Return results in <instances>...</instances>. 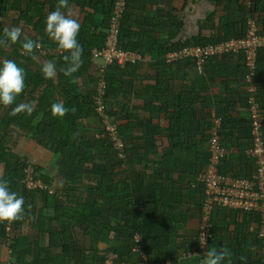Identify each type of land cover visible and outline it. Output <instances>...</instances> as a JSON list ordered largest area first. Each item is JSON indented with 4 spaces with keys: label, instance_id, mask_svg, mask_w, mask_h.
Returning a JSON list of instances; mask_svg holds the SVG:
<instances>
[{
    "label": "trees",
    "instance_id": "16d2710c",
    "mask_svg": "<svg viewBox=\"0 0 264 264\" xmlns=\"http://www.w3.org/2000/svg\"><path fill=\"white\" fill-rule=\"evenodd\" d=\"M96 1L91 4L92 0H68L71 11L76 10L79 15H82L79 20L81 29L77 39L83 47V65L74 74L77 79L73 81L72 78L65 77L60 71L62 67H66L63 55L67 53L62 54L58 50V45L50 40L45 33L46 17L51 11L56 10L58 0H0V35H3L5 28L19 27L22 29V37H24L23 32L30 29L32 33L28 38L39 41L43 45L35 53L38 58L36 61L25 55L23 51L18 52L22 50L19 43L15 44L17 47L11 43L7 45V48L0 47V65L3 60L11 59L16 61L17 65L23 68L26 73L25 90L16 98V102L11 107L0 105V176L9 182L10 190L22 196L25 202L23 219L10 226L6 222L0 223V244L5 246L8 253L7 257L0 261V264L46 263V260H42L39 255L30 258L27 257L29 252L21 251L22 254H16L22 241H19L20 238H17L15 234H20L23 220L29 211L35 212L34 206L33 210L29 209V204L33 202L29 194H40L39 201L41 194L49 193L50 187L54 185L55 177V172H53L54 175H50L45 172L43 166L28 160L20 145L21 142L12 150V145L21 136L34 142L35 147L52 153L54 155L52 164L57 171L66 166L67 171L75 174L78 181L83 184L81 186L84 191H78L81 186L79 188H71L70 185H68L69 187L64 186L63 190L65 191L62 192H58L62 190L61 188L55 187V185L52 187L56 190L52 194L54 218L58 227H62L63 231L58 233L60 243L57 241L56 244L53 237H50L49 247L60 248L59 255L63 264H104L107 258L115 263L135 264L138 260V253L134 251V247L137 245H141L149 264L168 262L172 254L170 248L173 244L170 236L178 231L179 226L177 225H183L188 217H198L201 220L204 205V195L202 194H198L192 203L186 205L184 203L185 208H180L183 202L180 199L181 196L173 194L169 183L166 184L162 181L163 184L154 185L150 180V175L143 176L142 171L135 170H132L133 173L128 178L116 179L115 171L118 168L135 166L134 161L140 148L134 146L138 135H134L133 131L126 132L123 126L117 125L114 120L115 110H111L107 104L108 95L115 93L118 87L113 70L121 67L106 65L101 68L102 66L99 67L92 60V50L100 49L104 44L115 2V0ZM130 2V0H126L125 9L121 15L117 46L122 50L136 52L142 56L146 51L156 47L150 42L152 35L148 36L135 31L132 34L128 24L131 15V12L128 11ZM97 4L103 6L104 13L101 23L95 26L92 15L86 7H90L94 11ZM238 13L241 15L242 28L237 36H196L177 43L179 45L175 48L160 50L163 64L172 66L183 62L165 63L163 57L166 52L171 50H178L185 46L202 47L230 39L243 38L249 20L253 22L256 34L264 36V1L243 0ZM7 19H11L10 23H6ZM173 24L177 29L181 25L180 22ZM227 56L236 57L239 64L237 75H233V79H226L224 82L225 93L242 94L238 102L244 104L248 111V123L245 128H241L226 113L214 116L219 120L216 132L224 150L216 170L220 175L231 178H252L255 172L254 160L246 152L254 141L250 125V103L248 102L247 88L251 84L255 87L253 103L260 111L261 130L264 135V47L256 49L250 82L246 80L249 67L246 64V54L243 50L210 56L205 59L202 72H196L199 75H204L205 64L208 61ZM47 61L56 63L57 76L55 79H45L43 73L38 70L42 69L43 64ZM82 77L87 78L90 83L95 85V88L85 95L76 94L77 81ZM196 93L191 91L188 94L192 107L201 106L206 100L205 93L199 92L197 95ZM189 98L187 96V99ZM56 102H63L69 109L65 117L57 118L52 115L51 105ZM19 103H32L35 110L31 115L21 113L11 116L12 108ZM212 118L210 116L205 121L206 128L202 132L201 144L192 143L190 145L191 143H187L182 146H173L171 153L164 156L165 162L173 161L174 163V155H190L194 160L189 164L191 172L193 176L197 177L210 163L211 153L207 149H203V145H207L211 137ZM105 122L116 126V140L121 143V148L114 145V141L105 130ZM170 129V133L174 132L176 135L189 133L175 125H172ZM153 131L148 127L140 134L142 137L151 136ZM228 138L236 141L234 145L238 144L237 140L245 141L244 148L239 151V147L236 146V150L239 151L237 152L239 161L248 164L250 168L246 176L227 174L223 169L228 148H230L226 144ZM199 154L201 157H198ZM27 175H30L33 181L39 182L41 186L27 188L25 183ZM148 179L149 182H147ZM70 182L68 180L67 183L70 184ZM130 191L132 193L136 191L141 200L140 205L130 204L133 198ZM85 194L94 195L91 202L84 200ZM129 204L130 206H128ZM147 208L154 209L152 216L148 214ZM216 209L210 216L211 237L208 247H224L220 234L228 231L231 243L226 247L232 253L233 264H264V255L252 249V246L257 250L258 247L264 249V230L260 234L261 225L264 228V222L261 220L260 213L224 207ZM113 214L131 218L132 223H129L128 219H117L112 216ZM38 215L40 217V213ZM39 217H37V221H39ZM77 224L83 225L84 229L80 228V230L84 233L92 236L95 232L99 238L106 241L105 254H97L98 251L94 244L89 250H85L82 243L75 239V236L72 238L70 231L75 226L77 227ZM53 236L56 237L55 233ZM197 248L198 231L187 250H197ZM70 254L73 256L69 257ZM108 254L109 256H107ZM240 257L245 259L241 260Z\"/></svg>",
    "mask_w": 264,
    "mask_h": 264
},
{
    "label": "crops",
    "instance_id": "0c3cea01",
    "mask_svg": "<svg viewBox=\"0 0 264 264\" xmlns=\"http://www.w3.org/2000/svg\"><path fill=\"white\" fill-rule=\"evenodd\" d=\"M130 1L128 11L131 12V15L128 24L132 34L135 31L148 36L152 35L150 42L156 48L146 51L135 62L127 63L120 69L113 68L118 87L115 93L108 95V107L115 110L114 120L117 125L123 126L126 132L133 131L134 135H138V140L134 141V146L140 148L134 161L135 166L118 168L115 171L116 179L128 178L133 173L132 170L142 171L143 176L150 175V180L154 185L160 184L162 181L166 184L169 183L173 189V194L176 193L181 196L180 199L183 202L181 201L180 208H185V205L192 203L198 194L203 195L196 180L197 177L193 176L189 165L194 160L190 155L183 154V156L174 155V163L173 161L166 163L164 156L170 154L171 148L176 145L201 144L202 132L206 128L205 121L210 116L212 118V116L226 113L239 127L245 128L248 123V111H246L244 104L238 102L242 94L225 93V80L233 79V75H237L238 72L239 60L236 57L227 56L208 61L205 64L204 75H199L192 61L187 60L177 65L168 66L163 64L159 52L166 48H175L179 45L177 43H182L196 36H237L242 28L241 15L238 13V9L243 0ZM259 1L263 2L264 0ZM95 2L97 1L92 0L91 4ZM86 8L92 15L93 25H99L104 13L103 6L97 4L94 11L90 7ZM72 17L80 20L82 15H79L78 11L72 10ZM174 22L181 23L178 29L173 24ZM38 70L41 71L40 68ZM94 88V83H90L87 78L82 77L77 81L76 94L85 95ZM191 91L206 94V100L201 106L192 107L188 95ZM172 125L189 133L183 135L170 133ZM148 127L154 130L152 135L142 137L141 131H146ZM25 138L22 136L18 138L16 143L12 145V150L23 141V151L28 160L35 159L32 162L43 166L45 172L50 175H54L53 172H55L54 185L62 189L58 192L65 191L63 190L64 186L70 185L71 188H79L83 185L78 181L75 174L67 171L66 166L57 171L52 164L54 155L35 147L34 142ZM235 142L232 138L226 140V144L230 148H228L223 169L227 174L246 176L250 168L248 164L239 161L237 153L244 148L245 141L237 140V145H234ZM236 146L239 147V151L236 150ZM203 149H207L206 144L203 145ZM198 157L201 155L199 154ZM68 180L71 181L70 184L67 183ZM188 180L190 181L187 182ZM52 187H50L48 194H41L39 201L40 194H29L34 202L29 204V209L33 210L34 206L35 212L29 211L23 220L20 234H15L17 238H20L19 241H22L16 250V254H22L21 251L29 252L27 257L39 255L42 260H46L44 264H63L59 255L60 248L49 247L50 237H53L56 244L57 241L60 243L58 233L63 231L62 227H58L54 218L52 194L56 190ZM82 188L81 186L78 191H84ZM130 194L133 195L130 204L140 205L141 200L136 191L133 193L130 191ZM83 198L86 202H91L94 195L85 194ZM184 203L185 205H183ZM128 206L127 209H129ZM147 211L152 216L154 209L147 208ZM39 213L40 217L37 216ZM112 216L121 220L128 219L129 223H132L131 218L123 217L120 214H113ZM37 217H39V221H37ZM260 217L263 221L261 214ZM199 225L198 217H188L183 225H177L179 226L178 231L170 236L173 244L170 248L172 254L168 264H201L206 252H201L198 248L197 250H187L197 235ZM80 228L84 229L83 225L77 224V227L75 226L70 231L72 238L75 236V239L82 243L85 250H89L94 244L98 251L97 254H105L107 250L106 241L99 238L95 232L91 236L81 231ZM263 230L261 225L260 234L263 233ZM52 232L55 233L56 237L53 236L54 233L52 234ZM225 234L228 236L227 240H224ZM220 239L224 246L231 243L228 231L222 232ZM252 249L264 255V249L258 247L257 250L254 246ZM39 252L41 253L39 254ZM7 254L5 246L0 244V261H3ZM72 256V254L69 255V257ZM53 258H55L53 260L55 262L52 261Z\"/></svg>",
    "mask_w": 264,
    "mask_h": 264
},
{
    "label": "built area",
    "instance_id": "2783aa9c",
    "mask_svg": "<svg viewBox=\"0 0 264 264\" xmlns=\"http://www.w3.org/2000/svg\"><path fill=\"white\" fill-rule=\"evenodd\" d=\"M125 2L126 0H115L104 44L100 49H93L91 52L93 62L99 67L102 66L101 68L106 65L123 67L127 63L135 62L140 58L136 52L122 50L117 46V35L120 27L121 15L125 9ZM260 47H264V36L256 34L255 26L253 22L249 20L243 38L230 39L202 47L185 46L178 50L166 52L163 60L167 64L190 60L194 63L196 71L201 73L206 58L243 50L246 54V64L249 67L246 80L250 82L251 75L253 74L255 52L256 49ZM254 90L255 87L253 84L247 88V97L250 103V125L252 126L254 141L246 152L254 160L255 172L252 178H231L230 176L220 175L217 172L216 168L219 159L223 156L224 150L216 132L219 126V120L214 116L212 118L213 129L207 144V150L211 153L210 163L196 178L204 195L203 214L198 229V249L201 252L207 251L208 241L211 237L209 224L210 216L218 207L239 209L244 212L257 211L262 215L264 222V135L261 130L262 118L260 111L253 103ZM105 125V130L108 132L111 140L114 141V145L121 148V143L116 140V126L109 122H105ZM25 183L27 188L41 186L39 182L33 181L30 175H27ZM202 234L205 235L206 239L205 247L201 243ZM134 251L138 253V260L135 264H149L141 245L135 246ZM107 256H109V254ZM104 264L129 263H115L110 258H107ZM161 264H168V262H163Z\"/></svg>",
    "mask_w": 264,
    "mask_h": 264
},
{
    "label": "clouds",
    "instance_id": "9594fccd",
    "mask_svg": "<svg viewBox=\"0 0 264 264\" xmlns=\"http://www.w3.org/2000/svg\"><path fill=\"white\" fill-rule=\"evenodd\" d=\"M67 10V11H63ZM81 23L72 17V11L68 0H58L56 10L51 11L46 17L45 33L48 38L58 45V50L63 54L66 67L60 71L65 77L75 81V73L83 65V47L77 37L80 33ZM9 43H19L25 55L36 60V51L43 47L39 41H34L26 36L22 39V29L19 27L5 28L3 35H0V47H6ZM45 79H55L57 66L54 61H47L41 69ZM25 70L19 67L16 61L5 59L0 65V105L11 107L16 98L25 90ZM34 104L19 103L12 108L10 115L17 116L21 113L31 115L34 111ZM69 112L63 102H56L51 105V113L54 117L63 118ZM24 199L18 193L11 191L9 182L0 176V223H12L23 219L25 214ZM201 243L206 246L205 235L202 234ZM241 260L245 259L240 257ZM201 264H233L232 253L224 246L221 248L207 247L205 257Z\"/></svg>",
    "mask_w": 264,
    "mask_h": 264
},
{
    "label": "rangeland",
    "instance_id": "374dc122",
    "mask_svg": "<svg viewBox=\"0 0 264 264\" xmlns=\"http://www.w3.org/2000/svg\"><path fill=\"white\" fill-rule=\"evenodd\" d=\"M6 21V23H10V21H11V19H7V20H5ZM24 36H26V37H29L30 36V34L32 33V31L30 30V29H28V30H25L24 32ZM23 38V37H22ZM9 45H10V43H9ZM12 45H14V47H17V45H15V44H12ZM10 47V46H9ZM5 48H7V46L5 47ZM10 49V48H9ZM18 52H22V50H20V51H18ZM38 59V58H37ZM36 59V60H37ZM36 60H34V61H36ZM19 61H22L21 59H19ZM32 135V134H31ZM22 140V139H21ZM21 146H23L24 145V143H23V141H21V144H20ZM33 153V152H32ZM31 154V153H30ZM31 156H32V154H31ZM35 158V157H34ZM31 162L32 161H34V160H32V159H29ZM34 163V162H33ZM224 236H226V237H224V240L226 239L227 240V238H228V236H227V234H225Z\"/></svg>",
    "mask_w": 264,
    "mask_h": 264
}]
</instances>
